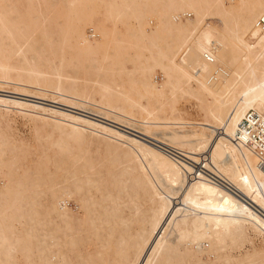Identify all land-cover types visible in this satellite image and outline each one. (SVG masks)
I'll use <instances>...</instances> for the list:
<instances>
[{
    "label": "bare ground",
    "instance_id": "bare-ground-1",
    "mask_svg": "<svg viewBox=\"0 0 264 264\" xmlns=\"http://www.w3.org/2000/svg\"><path fill=\"white\" fill-rule=\"evenodd\" d=\"M263 9L0 0V86L133 130L0 95V264H264V172L235 139L264 109Z\"/></svg>",
    "mask_w": 264,
    "mask_h": 264
},
{
    "label": "rangeland",
    "instance_id": "rangeland-1",
    "mask_svg": "<svg viewBox=\"0 0 264 264\" xmlns=\"http://www.w3.org/2000/svg\"><path fill=\"white\" fill-rule=\"evenodd\" d=\"M227 2H229V0H227ZM188 17H192V16L189 15ZM153 22L156 24V20H153ZM93 38H91V39H93ZM157 75L159 76V74H156L155 76L153 75V78L159 79ZM4 85L5 86H0V95L8 96L11 98H16V99H20V100H25V101H29V102H34V103H38L41 105H46V106H50V107H54V108H58V109L68 110V111L73 112V113H83V114L95 117V118H97L101 121H104L106 123H109L111 125L118 126L124 130H127L128 132H133V130L128 129L125 126L123 127L122 125L117 124L113 121L111 122V120H108V119H105V118L99 117V116L97 117L96 115L86 113L80 109H77V108H74L71 106L69 107V105L60 103L59 101H52L53 99L50 98L49 96L43 97V96H40L38 94L36 95L32 92H21L19 90L13 89L11 84H4ZM179 105L183 110H186L187 112L191 113L189 101L182 100ZM4 128L6 129L7 132L11 133L12 135H14L18 138H24L25 140L31 142L32 144H36V142H37L36 138H35V134H34L35 132H34L32 126L30 125V123L28 121H26L25 119H23L20 116H15L14 119L10 122V126H4ZM138 135L142 136L140 134H138ZM142 137L147 139L144 136H142ZM36 154H37V152H32L30 159H31V157L35 158ZM1 186H2V181H1V176H0V188H1ZM254 241H255V243H260V238L255 237ZM248 246H250V245H248Z\"/></svg>",
    "mask_w": 264,
    "mask_h": 264
},
{
    "label": "built area",
    "instance_id": "built-area-1",
    "mask_svg": "<svg viewBox=\"0 0 264 264\" xmlns=\"http://www.w3.org/2000/svg\"><path fill=\"white\" fill-rule=\"evenodd\" d=\"M255 25L264 27V9L257 16ZM235 139L252 148L264 172V109L245 111L235 128Z\"/></svg>",
    "mask_w": 264,
    "mask_h": 264
}]
</instances>
